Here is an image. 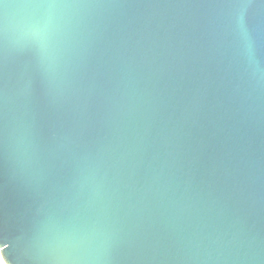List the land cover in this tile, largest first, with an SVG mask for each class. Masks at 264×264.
Masks as SVG:
<instances>
[{
  "label": "water",
  "instance_id": "obj_1",
  "mask_svg": "<svg viewBox=\"0 0 264 264\" xmlns=\"http://www.w3.org/2000/svg\"><path fill=\"white\" fill-rule=\"evenodd\" d=\"M86 234L264 264V0H0V248Z\"/></svg>",
  "mask_w": 264,
  "mask_h": 264
},
{
  "label": "clouds",
  "instance_id": "obj_2",
  "mask_svg": "<svg viewBox=\"0 0 264 264\" xmlns=\"http://www.w3.org/2000/svg\"><path fill=\"white\" fill-rule=\"evenodd\" d=\"M35 248L41 264H95L97 249L89 234L74 239L62 237L55 243L42 242L38 237ZM0 264H4L2 259Z\"/></svg>",
  "mask_w": 264,
  "mask_h": 264
},
{
  "label": "snow or ice",
  "instance_id": "obj_3",
  "mask_svg": "<svg viewBox=\"0 0 264 264\" xmlns=\"http://www.w3.org/2000/svg\"><path fill=\"white\" fill-rule=\"evenodd\" d=\"M5 249H8V243L7 242H5L4 248H0V259H2L4 261V264H13L12 250L11 249L5 250ZM6 251H7V255H6ZM21 255H23V256L28 255V248L26 246L22 247ZM4 257H8V260L6 261L4 259Z\"/></svg>",
  "mask_w": 264,
  "mask_h": 264
}]
</instances>
